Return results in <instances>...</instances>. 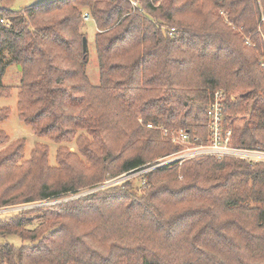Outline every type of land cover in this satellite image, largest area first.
Listing matches in <instances>:
<instances>
[{"label": "trees", "instance_id": "16d2710c", "mask_svg": "<svg viewBox=\"0 0 264 264\" xmlns=\"http://www.w3.org/2000/svg\"><path fill=\"white\" fill-rule=\"evenodd\" d=\"M84 9L98 29L97 85L83 51ZM263 19L264 0L0 6V98L12 94L3 82L8 68L20 65V120L56 143L80 136L86 160L61 149V168H49L41 144L26 160L25 139L11 142L0 128V147L7 145L0 152V208L63 200L106 177L157 166L179 149L174 131L207 142L208 107L219 91L231 145L264 152ZM232 94L240 99L231 101ZM8 115L0 109V126ZM65 173L70 181L61 180ZM144 177L142 197L129 181L0 219V237L23 242L0 245V264H264V164L207 156Z\"/></svg>", "mask_w": 264, "mask_h": 264}, {"label": "rangeland", "instance_id": "374dc122", "mask_svg": "<svg viewBox=\"0 0 264 264\" xmlns=\"http://www.w3.org/2000/svg\"><path fill=\"white\" fill-rule=\"evenodd\" d=\"M48 1L50 0H5L3 3L0 1V6L3 7L4 4H7L9 5V9L13 11H22L28 7L35 6L37 4L45 3ZM134 5L136 4L134 3ZM86 14L89 15L88 21L85 19ZM82 20H83L82 32L86 35L85 37L88 39V47H89L88 48L89 49L88 50L89 51L88 53L89 61H88L87 72H88V76L91 82L97 85L99 83V74H98V68H97V52H96V47H95V36H96V33L98 32V29L88 9H84L83 14H82ZM261 22L264 23V19ZM261 29L264 30V28H261ZM262 33H264V31H262ZM21 72L22 71L18 70V66L9 67L3 79V82L5 85L12 87V94L10 97L0 98V109H9L8 118L0 126L1 130L4 131L11 138V142L25 139L26 141V148H25L26 160L30 159L31 153L34 150L35 146L37 144H41L48 151L46 163L49 168H52V169L61 168L60 164L58 163V153H59V150L61 149H63L65 156L77 157V159L81 163L86 164V160L83 158L80 148L78 146V139L80 136H77V138H75V140L72 143H56L48 138L40 137L36 135L31 127L27 126L23 121L20 120L19 112H18V96H19L20 83H21V78H22ZM239 99H240L239 94H232L230 98V100L233 102H237ZM239 118L240 119H238L235 122L236 127L242 126L244 123L247 122L246 120H250V117L248 115L246 116V119H244L241 116ZM88 138L86 139L88 142L87 144H89L91 141V139L90 138L88 139ZM209 138H210V131H209ZM6 148H7V145L1 146L0 152L5 150ZM179 152H180V148L178 149L176 153L166 156L160 159L159 161H161L162 163V162L171 160L173 158H177L175 156ZM77 159L69 158L67 159V161L68 163L77 165V163H80ZM67 161L65 163H67ZM151 168H146V169H143L141 171H138L130 175H123V176L121 175L116 178L106 177L104 182L99 187L96 188L93 186L94 188H91L89 190H83V191L78 190L77 193L75 192L73 194H69L70 196L64 198L63 200H57V201H52V202L50 201V202H46L42 204L40 202L24 203V204H19V205L12 206V207L0 208V219L10 214H15L21 211L30 210V209H38L45 205H52L56 203H61L63 201L65 202V201H69L73 199H78L92 192L100 191L104 188L119 186L129 181H132L134 183V187L135 189H137L139 197H142L145 193L143 187L145 186V184H147V179H145L144 176H146V174L150 173V171L155 169V168L154 169H151ZM94 173H95L94 170L88 172V176L86 180L87 182L90 181L91 174H94ZM70 176H71L70 174L65 173L62 175L61 180L63 182L70 181L71 180ZM5 242H9L16 247H21L23 245L22 240H20L19 238L10 237V238L5 239L3 237H0V245H2Z\"/></svg>", "mask_w": 264, "mask_h": 264}, {"label": "built area", "instance_id": "2783aa9c", "mask_svg": "<svg viewBox=\"0 0 264 264\" xmlns=\"http://www.w3.org/2000/svg\"><path fill=\"white\" fill-rule=\"evenodd\" d=\"M89 20V15H85ZM224 102L225 95L222 91L215 93L213 102L208 107L210 138L207 143L198 144V139H192L190 133L180 130L170 133L171 141L180 148V152L166 162L151 168L168 165L173 162L183 163L185 161L212 156L216 158L233 157L248 162L251 165L264 164V152L234 148L231 145L232 132L224 128ZM153 128V125H148ZM163 130V128H161ZM169 135L168 131H164Z\"/></svg>", "mask_w": 264, "mask_h": 264}, {"label": "water", "instance_id": "95a60500", "mask_svg": "<svg viewBox=\"0 0 264 264\" xmlns=\"http://www.w3.org/2000/svg\"><path fill=\"white\" fill-rule=\"evenodd\" d=\"M83 51L86 53L88 51V39L86 37L83 38ZM18 70L22 71V67L19 65Z\"/></svg>", "mask_w": 264, "mask_h": 264}, {"label": "crops", "instance_id": "0c3cea01", "mask_svg": "<svg viewBox=\"0 0 264 264\" xmlns=\"http://www.w3.org/2000/svg\"><path fill=\"white\" fill-rule=\"evenodd\" d=\"M5 0H1V2L3 3ZM4 8H8L9 9V5H7V4H4V6H3Z\"/></svg>", "mask_w": 264, "mask_h": 264}]
</instances>
